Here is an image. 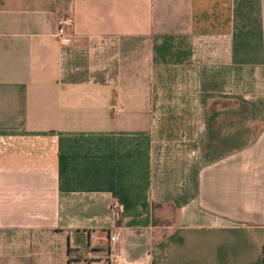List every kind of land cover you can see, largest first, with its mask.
Wrapping results in <instances>:
<instances>
[{
	"label": "crops",
	"instance_id": "0c3cea01",
	"mask_svg": "<svg viewBox=\"0 0 264 264\" xmlns=\"http://www.w3.org/2000/svg\"><path fill=\"white\" fill-rule=\"evenodd\" d=\"M112 252L264 264V0H0V264Z\"/></svg>",
	"mask_w": 264,
	"mask_h": 264
},
{
	"label": "built area",
	"instance_id": "2783aa9c",
	"mask_svg": "<svg viewBox=\"0 0 264 264\" xmlns=\"http://www.w3.org/2000/svg\"><path fill=\"white\" fill-rule=\"evenodd\" d=\"M72 26L73 19L70 16H64L57 19L54 37L56 38L58 44L65 46L70 43V30ZM110 211L115 221H118L123 212V206L118 198L115 197L111 200ZM109 240L111 243L116 242L117 234L111 235ZM108 264H119V258L116 253H109Z\"/></svg>",
	"mask_w": 264,
	"mask_h": 264
}]
</instances>
